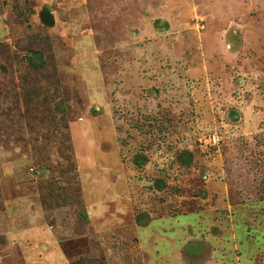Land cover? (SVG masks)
<instances>
[{"label":"rangeland","instance_id":"374dc122","mask_svg":"<svg viewBox=\"0 0 264 264\" xmlns=\"http://www.w3.org/2000/svg\"><path fill=\"white\" fill-rule=\"evenodd\" d=\"M9 225L58 264H264V0H0V264H23Z\"/></svg>","mask_w":264,"mask_h":264},{"label":"crops","instance_id":"0c3cea01","mask_svg":"<svg viewBox=\"0 0 264 264\" xmlns=\"http://www.w3.org/2000/svg\"><path fill=\"white\" fill-rule=\"evenodd\" d=\"M6 228H7V233H5V235L9 240V242H12L11 246L18 247L20 251L23 252V257H24L23 264H58L56 261L57 258L59 262L64 263L66 257L63 251L60 249V245L58 241H56V239L42 238L40 239L38 246L36 245L37 249L36 247L33 249L24 248L22 246H19L18 240L16 238L17 235L15 234L16 232H14L12 226L9 225ZM33 252L36 253V255H34ZM58 254H61V256L59 257Z\"/></svg>","mask_w":264,"mask_h":264},{"label":"built area","instance_id":"2783aa9c","mask_svg":"<svg viewBox=\"0 0 264 264\" xmlns=\"http://www.w3.org/2000/svg\"><path fill=\"white\" fill-rule=\"evenodd\" d=\"M209 143H210L211 145H216V144L218 143V140H217V138H216L215 136H213V137H211V138L209 139Z\"/></svg>","mask_w":264,"mask_h":264},{"label":"trees","instance_id":"16d2710c","mask_svg":"<svg viewBox=\"0 0 264 264\" xmlns=\"http://www.w3.org/2000/svg\"><path fill=\"white\" fill-rule=\"evenodd\" d=\"M47 15H48V14H47ZM42 19H43V21H44L47 25H50L49 18H48V17H45V14H42Z\"/></svg>","mask_w":264,"mask_h":264}]
</instances>
